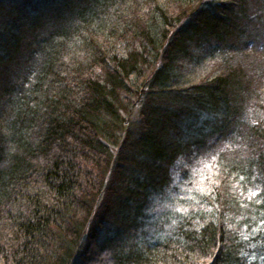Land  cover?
<instances>
[{
	"label": "trees",
	"instance_id": "obj_1",
	"mask_svg": "<svg viewBox=\"0 0 264 264\" xmlns=\"http://www.w3.org/2000/svg\"><path fill=\"white\" fill-rule=\"evenodd\" d=\"M0 264H264V0H0Z\"/></svg>",
	"mask_w": 264,
	"mask_h": 264
},
{
	"label": "snow or ice",
	"instance_id": "obj_2",
	"mask_svg": "<svg viewBox=\"0 0 264 264\" xmlns=\"http://www.w3.org/2000/svg\"><path fill=\"white\" fill-rule=\"evenodd\" d=\"M253 195H255V193H253Z\"/></svg>",
	"mask_w": 264,
	"mask_h": 264
}]
</instances>
